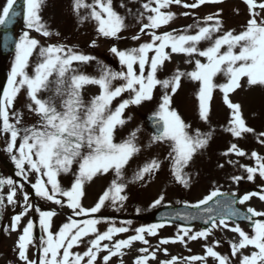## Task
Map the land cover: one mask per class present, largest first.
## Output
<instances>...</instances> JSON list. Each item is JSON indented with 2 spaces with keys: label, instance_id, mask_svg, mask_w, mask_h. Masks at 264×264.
<instances>
[{
  "label": "snow or ice",
  "instance_id": "obj_1",
  "mask_svg": "<svg viewBox=\"0 0 264 264\" xmlns=\"http://www.w3.org/2000/svg\"><path fill=\"white\" fill-rule=\"evenodd\" d=\"M219 2L221 0H194L192 3L184 0H147L142 7L148 13V22L142 23L140 33L148 35L149 41L126 50L111 47L110 52L118 58L122 70L115 71L107 65H100L98 76L81 71L82 66L96 60V57L67 45H41L29 31H24L19 36L14 44L15 57L7 87L0 90V133L4 135L6 151L18 170L16 175L29 182L36 196L45 202L54 203L61 208L67 206L69 209L66 214L67 222L54 232L52 220L57 215L56 210H43L34 206L30 202L29 193L24 191L23 183L18 184L11 178L0 179V192L5 186L9 188L6 197L0 194V209L4 207L5 199L13 206L21 203L23 205L22 211L12 217L11 225L5 226L4 231L19 233L14 250H18V258L24 264H97L101 252L106 253L100 258L102 264H109L113 257L121 258L123 264L122 257L126 254L123 250H130L135 242L149 245L150 241L146 236H156L158 229L165 226V223H159L132 229L131 221L115 226V222L93 215L106 205L122 207L127 200V196L122 195L127 187L124 170L132 158L141 152L138 143L140 129L132 130L120 142L115 141V132L131 119L124 116L125 110L130 106L151 101L157 86L163 89V94L151 117L156 131L150 144L169 145L168 158L172 161L174 176L185 186L188 185V180L183 170L192 161L195 153L208 145L211 132L201 133L198 129L194 133L190 132L191 125L172 107V97L181 87L183 79L200 84L197 99L199 116L203 121H208L210 101L214 91L219 89L223 93V102L232 110L229 126L225 130L236 138H243L244 134L254 132V129L246 125L241 105L233 103L229 94L241 87L242 78H247L249 87H264V0L259 3L257 0H244L250 18L244 30L238 34L231 30L217 35L223 27L219 13L208 15L202 23L187 26L180 34L167 31L157 34L156 31L176 18V13L168 10L172 5L196 9L206 3ZM45 3L46 0H24V21L27 29L49 37L53 33L42 22L40 14ZM16 4L17 0H6L0 10V26L11 24L20 16V12L14 7ZM120 6L124 7V4L121 3ZM73 7L78 14L81 8L89 9L87 15L80 17L81 21H94L96 31L105 38L121 39L120 33L128 28L126 17L115 10L113 0H93L92 3L74 0ZM190 14L187 11L182 13L184 16ZM144 18V13H140L139 19L142 21ZM193 29L194 34H190ZM131 39L139 40L140 35ZM201 42L208 46L201 49ZM90 46L95 47L96 42L93 41ZM34 53L37 58L33 62ZM172 54L199 56L205 58L206 62L189 59L186 62L194 63L193 71L185 72L177 68L167 78H159L158 71L163 70L165 62L171 60ZM30 63L33 69L31 74L27 71ZM218 74L226 78L225 83L214 82ZM116 81L121 83L116 84ZM89 85L98 86L100 93L86 100L84 89ZM21 90H25L29 101L27 109L37 117V121L31 126H23V114L13 111L14 102ZM124 93H128V98L113 107V101ZM258 140L264 144V132L259 134ZM230 153L241 157L248 155L235 143L231 144L224 155ZM251 158L255 159V166L241 165L247 173L246 179L254 181L258 175L264 180V156L252 151ZM74 164L78 166L75 171ZM160 166L158 159H151L138 167L131 182L151 176ZM110 171L114 173L110 186L99 196L94 206H83L85 185L98 175H105ZM69 172H72L74 180L65 189L61 186L59 177ZM30 176L34 182L29 180ZM244 178L232 177L236 183ZM18 190L22 200L17 199ZM253 197L264 201V187L238 198L236 193L229 195L215 188L198 203L189 205L200 211L177 213L172 217L185 221L201 219L210 227L195 232L191 227H181L175 238H165L160 243L167 245L170 242H180L186 245L188 240L207 241L214 229H229L239 237L236 241H229L230 255H222L212 245L205 244V256L193 255L185 258L184 264L206 262L209 257L218 264H234L230 257H236L238 253L240 258L236 264H264V211H258L254 207L242 211L237 207ZM163 200L164 196L161 195L151 207L159 206ZM210 201L214 203L202 208L209 205ZM29 212L38 213V224L43 233L38 238V259H31L28 254L30 246L36 243V222L29 219L21 229L22 218ZM240 221L249 224L251 233L241 228ZM102 222L112 226L101 232L97 226ZM229 222L234 226L230 227ZM130 231L134 234L127 238L114 239L117 235ZM86 237L89 238L87 241ZM105 241L108 243H104ZM81 243H86L85 251H72ZM214 243L218 247L221 241L217 239ZM250 246L254 250L250 254H244L242 250H247ZM159 250L150 251L149 247H141L133 264H148L150 259H156V252ZM162 251L165 254L168 252L167 248ZM178 259L172 257L162 264H178Z\"/></svg>",
  "mask_w": 264,
  "mask_h": 264
},
{
  "label": "rangeland",
  "instance_id": "obj_2",
  "mask_svg": "<svg viewBox=\"0 0 264 264\" xmlns=\"http://www.w3.org/2000/svg\"><path fill=\"white\" fill-rule=\"evenodd\" d=\"M88 3V0H86ZM147 0H113V7L121 15L126 17V24L129 26L131 23L139 19V14L144 13L146 17L148 13L143 9L142 5L146 3ZM261 2V0H257ZM52 0H46L45 5L47 7L54 5L56 8V15L53 16V8L48 10V16L41 11L42 22L47 24L49 21L59 24L64 23L63 30L65 34L69 37L74 36V34L69 33L72 31L75 34L77 31L88 30L91 25H95V22L92 20L81 21L80 17L85 16L88 12H85L86 9H83L82 12L76 13L74 10V0H65L64 5L58 9L55 4H51ZM121 3L124 4V7H121ZM6 4V0H0V10ZM45 5L42 9L45 8ZM155 6V5H153ZM238 2L232 3L225 7H201L193 11L188 16L180 15L177 16V19H180L177 29L174 34H180V32L187 28L189 25H194L197 22L202 23L206 16L219 13V18L222 21L223 27L221 32L217 35H221L224 32L234 30V34H238L244 30L246 22L250 18L246 12L249 13V10L245 9V6L242 7ZM130 10V11H129ZM264 15V14H262ZM53 16V17H52ZM146 23V22H143ZM51 23H49L48 28H50ZM142 24V23H141ZM92 29V26H91ZM29 30V29H27ZM95 33V36L100 39V35L92 29ZM195 29H193L190 34H194ZM138 31L134 33L124 30L120 33L121 37H127L128 41H133L138 47L141 43L148 42L149 39L144 35L139 33L140 39L133 40L131 37L136 36ZM138 35V34H137ZM33 38H36L40 41V44L43 45V37L40 33L34 32L32 34ZM101 40V39H100ZM104 43L101 45L102 49H108L109 44H106V39H102ZM79 42L87 43L88 40L82 38ZM208 46L207 43L201 42L199 47L204 49ZM225 49H222L224 51ZM170 52V51H169ZM84 54L89 55L88 51H84ZM151 55V54H150ZM15 57V56H14ZM36 54H33L32 61L36 60ZM191 59L192 61L200 59L201 62H206L205 58L199 56L187 57L183 54H172L171 60L166 61L162 71H158L159 78H167L170 76L177 68L181 71L190 72L194 70V63H187ZM14 58L10 64V71L13 65ZM32 66L30 63L27 71L29 74L32 73ZM219 75V74H218ZM224 78V82L219 83L223 84L226 82V78L223 75H219L218 79ZM247 80V78H246ZM244 82V78H242ZM120 84V81L115 82ZM193 83V86H191ZM199 82H194L188 79H183L181 87L172 97V107L175 108L183 120L191 125L189 131L194 133L197 129L203 133L206 128L213 127L216 129L211 139L209 140L208 145L195 153L192 161L188 166L183 170L186 174V179L188 180V185L180 183L174 176L172 161L168 158V152L170 151L169 145L167 143H151V137L145 132L143 125L138 121L136 122L135 114L133 112H128L125 114V117H131L130 120L121 128L118 127L115 132V141L120 142L125 139L128 134L139 128L140 132L138 133V143L141 147V152L134 156L129 164L124 170V182L127 183V187L122 195L127 196V200L124 202L122 207L117 206H105L102 210L97 213H113L122 216H133V215H144L145 213H150L162 205L176 204L178 202L185 201H198L201 198H205L209 191L215 188H224V191L228 192H241L248 193L253 192L256 189L253 185L245 183L247 173L241 165L255 166L256 161L254 158H251V152L255 151L261 156H264V144L259 143L258 137L259 134L264 132V87L262 86H251L249 87L247 83H244L236 93L233 98V103L243 104L244 107H241L242 115L246 121V125L254 129L253 133L244 134L243 138H236L230 132L225 129L229 126V121L231 119V109L224 108L222 103L217 100H213L212 109L210 110L209 119L207 122L203 121L199 116L198 109V99L196 92L199 90ZM256 90H254V88ZM192 89L190 92L188 89ZM195 92V93H194ZM100 93V91H99ZM163 94V89L157 86L156 93L153 95L151 101H145L138 107L141 113H149L150 111H155L158 107L160 97ZM249 97L255 101L254 110H249L246 108L247 102L246 99ZM128 98V95H123L113 103V107L118 104L121 100ZM18 107L13 111L23 114V126H31L37 121V119L32 121L33 115L29 112L26 105L29 103L25 90H21L17 97ZM242 104H241V103ZM221 106L220 108L218 106ZM36 117V116H35ZM37 118V117H36ZM12 122H15L14 120ZM210 124V125H208ZM4 148L6 149L4 135L2 136ZM237 144V146L244 150L248 155L246 156H237L234 153L229 155H224L231 146V144ZM151 159H158L161 162L160 169L156 171L151 176H146L143 180H137L131 182L134 176L135 171L139 166H142L144 163L150 161ZM232 161V163H229ZM223 165V167H220ZM77 165H73V171L77 169ZM242 176L245 177L242 179L241 183H236L233 181L232 177ZM114 178V173L109 172L105 175H98L91 182L85 185V195L82 199L83 206L92 207L98 201V198L105 191L107 187L110 186L112 179ZM6 179V178H3ZM258 179V175L255 180ZM29 180L34 182L33 177L30 176ZM74 180L72 172L68 174H61L59 177L60 184L63 188L67 189L71 186ZM9 188L5 186L2 189L0 194L7 195ZM161 195L164 196V200L159 206L151 207L153 202L158 199ZM17 199L22 200L21 193L18 190ZM38 200L45 207L54 209L57 211V215L53 217L52 220V230L54 232L59 230V227L67 222L65 214L69 212L67 206L61 208L58 205H55L51 202H45L40 197ZM22 203L18 205H11L7 203L5 199L4 207L0 209V264H11V256L13 250V242L18 238L19 233L16 231L5 232V226L11 225L10 214H18L22 211ZM246 208L254 207L258 211H264V201L259 200L258 197H253L249 202L245 203ZM96 215V214H93ZM38 217V214H37ZM32 219V212H29L27 216L22 218L21 229L26 222ZM8 222V223H7ZM115 222V226H122L124 222ZM131 228L135 229L141 226H148L149 224L131 221ZM8 224V225H7ZM112 226L110 223L102 222L97 227L103 232L106 231L108 227ZM234 226L230 224V227ZM177 230L171 229H158L156 236H146L150 241V244L145 246L141 242H135L130 250H123L126 254L122 257L123 264H133L134 259L137 257L138 250L141 247H149L150 251L160 249L156 252V259L151 260L148 264H162L164 261L170 260L172 257H178V264H184L185 258L191 257L193 255L203 256L205 251V244L212 245L214 250L218 251L222 255H230V243L229 241H236L239 239L238 234L232 233L229 229H215L213 234L210 235L207 241L203 239H198L196 241L188 240L187 244H182L180 242L169 243L163 245L160 243L162 239L168 238L173 239L176 237ZM198 231V230H195ZM193 231V232H195ZM15 232V233H14ZM134 234L130 231L129 233L119 234L114 239H123L127 238L129 235ZM182 234V233H181ZM14 237V239H12ZM89 238H85L87 241ZM221 240L220 245L215 246V241ZM104 243H108L105 241ZM39 244H34L30 253V258L33 259L35 256V250L38 249ZM167 248L168 252L165 254L162 249ZM86 250V243H81L78 247H74L72 251L74 252H83ZM254 249L251 246L244 251V254H250ZM62 251V250H61ZM105 252L99 254L97 264H102L101 257L105 255ZM143 255V254H140ZM240 258V254H237V259ZM87 258H85L86 262ZM110 264H121V258L114 257ZM191 264H218L213 258L207 259L206 262H191Z\"/></svg>",
  "mask_w": 264,
  "mask_h": 264
}]
</instances>
